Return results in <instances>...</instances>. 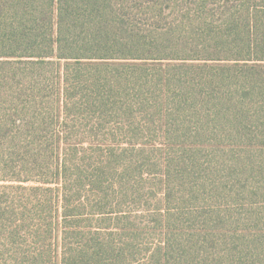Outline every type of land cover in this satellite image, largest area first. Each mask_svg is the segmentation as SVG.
Returning a JSON list of instances; mask_svg holds the SVG:
<instances>
[{
  "label": "trees",
  "instance_id": "trees-1",
  "mask_svg": "<svg viewBox=\"0 0 264 264\" xmlns=\"http://www.w3.org/2000/svg\"><path fill=\"white\" fill-rule=\"evenodd\" d=\"M0 264H264V0H0Z\"/></svg>",
  "mask_w": 264,
  "mask_h": 264
}]
</instances>
